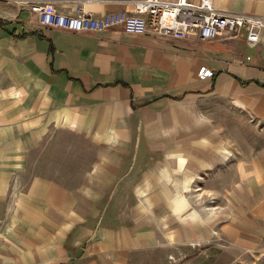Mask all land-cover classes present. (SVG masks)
Masks as SVG:
<instances>
[{"label": "crops", "instance_id": "obj_1", "mask_svg": "<svg viewBox=\"0 0 264 264\" xmlns=\"http://www.w3.org/2000/svg\"><path fill=\"white\" fill-rule=\"evenodd\" d=\"M54 1L103 15L138 0ZM215 5L264 15V0ZM56 130L98 146L76 185L32 172ZM208 242L264 264V30L71 31L0 0V264H168Z\"/></svg>", "mask_w": 264, "mask_h": 264}, {"label": "built area", "instance_id": "obj_2", "mask_svg": "<svg viewBox=\"0 0 264 264\" xmlns=\"http://www.w3.org/2000/svg\"><path fill=\"white\" fill-rule=\"evenodd\" d=\"M19 1L29 4L43 25L71 31L96 32L121 24L131 33L151 31L177 38L195 35L209 41L225 32L237 36L245 29L248 39L256 42L264 30V15L222 10L216 7L215 0H138L133 13L118 10L103 15L87 12L84 3L78 5L74 13H67L61 11L54 0ZM93 1L96 0H85ZM198 75L206 80L214 77L216 71L202 65Z\"/></svg>", "mask_w": 264, "mask_h": 264}, {"label": "rangeland", "instance_id": "obj_3", "mask_svg": "<svg viewBox=\"0 0 264 264\" xmlns=\"http://www.w3.org/2000/svg\"><path fill=\"white\" fill-rule=\"evenodd\" d=\"M97 150L98 146L82 134L56 130L50 143L35 152L32 172L46 173L76 185L93 166ZM190 254L170 258L168 264H226L234 258L235 249L225 243L208 242L197 245Z\"/></svg>", "mask_w": 264, "mask_h": 264}]
</instances>
